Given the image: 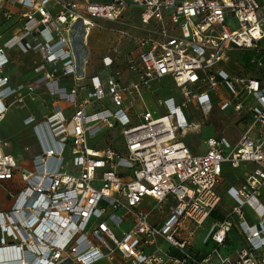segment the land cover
I'll return each instance as SVG.
<instances>
[{"label":"built area","instance_id":"obj_1","mask_svg":"<svg viewBox=\"0 0 264 264\" xmlns=\"http://www.w3.org/2000/svg\"><path fill=\"white\" fill-rule=\"evenodd\" d=\"M0 7L21 24L0 42V124L10 106L26 108L25 95L34 101L41 87L75 107L68 118L58 104L34 126L41 141L36 168L7 151L0 138V183L12 200L11 208L0 211V251L14 254L15 264H264V74L220 66L238 50L254 53L251 62L264 68V0H0ZM132 7L141 9L143 26H154L144 37L118 31V44L127 38L136 45L126 63L137 79L125 82L121 69L108 82L92 76L79 99L93 29L100 20H121ZM14 48L39 55L41 78L10 85L4 69ZM62 77L73 78L70 91L60 87ZM166 78L182 99L167 97L163 112L144 109L134 123V100ZM212 93L223 109H247L251 121L236 144L213 136L204 153H194L185 141L195 126L186 107L193 104L209 118ZM105 98L117 109L91 112ZM116 127L123 135L119 147L91 143ZM226 163L255 165L240 186L228 189L247 246L237 257L227 253L228 234L236 227L228 218L211 226L205 240L216 247L202 256L181 233L187 221L202 226L221 203ZM146 198L157 202L145 208ZM250 202L263 208L257 223L243 212Z\"/></svg>","mask_w":264,"mask_h":264},{"label":"crops","instance_id":"obj_2","mask_svg":"<svg viewBox=\"0 0 264 264\" xmlns=\"http://www.w3.org/2000/svg\"><path fill=\"white\" fill-rule=\"evenodd\" d=\"M140 12L141 9L138 7L129 8L125 12L121 20L117 22H110L105 20L99 21L98 26L93 29L94 32L92 31L91 33L92 38L90 35L89 40L90 39L91 40L90 42H88L89 61L86 67L87 79L79 83L84 88L83 91L80 92L79 94V99H83L84 96L86 95L85 93L86 88H91L92 76L95 75L99 76L103 82H108L112 73L116 71V69H121L124 73L125 82H131L137 79V76L128 70L126 63L127 55L132 51L137 52L135 43H133L131 40L127 38H123L121 39V42L118 44L117 40L119 39L118 31L120 29H126L137 37H144L153 30L154 28L153 25L143 26L141 24L139 19ZM246 52L248 51H243L242 55L245 54ZM13 62L14 61L11 60L10 64L7 65L5 69V75L9 76L10 85L12 86H16L20 83L30 84L43 76V73H40L36 70V66L39 62V59L34 66L25 65L23 63H17L16 61H15L16 62L15 65L12 66L11 64ZM245 66L246 68L244 72L243 71L241 72V74H245L252 77H259L261 76V74L262 75L264 74L261 71V69L257 68L256 65L254 68H251L248 65ZM231 69L232 67H230V70ZM160 83L162 84L159 85ZM74 84L75 82L72 77H62L59 82L60 87L66 89L67 91H70L74 87ZM171 84H172L171 79L168 78L163 79L162 81L157 82L153 86V89L151 91H145L141 98L138 97L136 100H134V106L130 114L132 121L134 123L140 122L139 113L143 112L144 109L147 108L151 110L159 109L156 108L155 106L153 95H156V97L159 99V104L163 108V110L160 109L159 110L163 112L165 110V107L161 105V102L167 97L178 96L175 94H171L169 92L170 89L168 91L165 88V87H169V85ZM161 91H164V96L160 94ZM220 91L222 96L227 95L226 93L227 91L224 88H221ZM48 94L50 96L51 101L49 103H46L47 99H45L44 97ZM34 95H36V100L34 101H32L27 94L25 95L26 100L28 102V106L26 108H21V109L25 110L26 115L19 123L15 124L14 127L16 128H14L13 126L9 127V129L6 128L9 134H5L2 131L1 126L2 123L6 120V116H5L4 120L0 124V133H3L4 135H14L16 132L25 130L27 132H30L32 135L34 134L36 136V139L34 137L33 139L38 140L37 134L34 129V126L36 125L35 123H39L46 120V118L52 113L54 106L58 104L61 105L65 111V115L68 118H70L71 115L73 114L75 107L70 103H68V101H66L65 98H61L57 95H53L50 92H48L47 87L39 88L38 90H36ZM212 98H213V103H217V104L222 103V100L218 96V93H212ZM181 99L178 98V100ZM129 103H130V97L126 100V105ZM104 107L117 109L114 106L112 100L106 98L102 102L96 103L91 108V112H95L97 109ZM187 113L189 120L192 121L189 111ZM32 116L34 117L35 123L33 122V120L27 122L26 119ZM200 123L201 122H198L197 124L195 123L193 130L199 128ZM23 127L25 128L23 129ZM108 131L111 130L105 129L102 132L103 133L105 132V135L109 136L112 134V132H108ZM100 134L96 139L99 140L101 138ZM0 138L7 141L8 144L10 143V141L7 140L6 136L5 137L0 136ZM207 139H205L204 142ZM98 140L94 139L93 141H91V143L92 144L96 143L98 145L104 146L103 143L99 144ZM119 145L120 143L118 144V146ZM6 150L14 153L11 149H9V145L8 147H6ZM206 150H207V146L205 147V151ZM192 151L194 152L193 149ZM14 154L18 156V154L16 153ZM254 168H255L254 163H245L240 168H233L229 163H226L223 168V175H222L221 183L219 185V190H220L219 192L222 197L221 203L212 211V213L210 214V216L202 226L195 228V226L191 224L189 221H187L184 224V230L181 233V236L188 237L191 243L193 244L195 251L198 252L200 255L202 256L207 255L214 249V247H216V242L213 241L212 239H209L208 241L205 240L206 236L210 231L211 226L214 225L215 223L222 222L228 218L235 223L236 227H234L233 230L228 234L227 253L232 255L233 257H237L238 253L244 247L247 246L246 238L243 235V233L240 232L238 227L240 221L239 214L233 212V207L235 206L236 202L229 195L228 189L232 186H236V187L240 186L246 180L249 173L254 170ZM154 204H156V202H153L151 198H146L144 201L145 208H148ZM11 206H12V200L7 195L4 185L0 183V211L8 210L9 208H11ZM243 212L245 213V216L249 223H257L261 219L263 208L261 207L258 208L256 202H250L243 207ZM14 256L15 255L12 253H6L5 251H0V262H2L3 264H15L14 262H16V260L12 259L14 258ZM93 264H110V262L108 260L107 261L102 260V261H97Z\"/></svg>","mask_w":264,"mask_h":264},{"label":"rangeland","instance_id":"obj_3","mask_svg":"<svg viewBox=\"0 0 264 264\" xmlns=\"http://www.w3.org/2000/svg\"><path fill=\"white\" fill-rule=\"evenodd\" d=\"M6 11L7 10L5 8L0 7V42L3 39L11 36L21 26L20 23H15L16 21L15 18L12 20L7 19L5 15ZM16 18L18 19V16H16ZM7 53L10 59L14 61L11 64L12 66H14L16 62L23 63L25 65L34 66L38 62V59H40L39 55L34 51L24 52L19 48H14L8 51ZM253 56L254 53L252 52L248 51L242 55V52L235 50L230 53L228 62H223L221 63L220 66L228 70H230V67H232L231 69L232 72L241 73L242 71L244 72L246 68L245 65H248L251 68L255 67L254 63L251 62ZM261 71L264 73V68L261 69ZM161 84L162 83H160L159 85ZM165 88L168 91L170 89L169 92L171 94L178 95L177 97L181 99L179 90L175 88L173 83L169 85V87H165ZM48 92H50L49 89ZM160 94L164 96V91H161ZM44 98L47 99L46 103H49L51 101L49 94L46 95ZM153 98L156 108L163 110V108L159 104V99L156 97V95H153ZM213 105L214 108L210 112L209 118L205 117V113L201 108L197 106H193V104L186 107V110L189 111L190 113L191 120L194 121L196 124L198 122H201L199 128L193 130L194 126L191 127L190 132H188V134L185 137L186 143H188V145L194 150V153L204 152L206 147L204 140L213 136L224 135L227 136L230 140H232V142L237 143L242 133L247 128L248 123L251 121V116L250 114L247 113V109L243 112H234L232 107L230 109H223L221 107V103L220 104L213 103ZM25 115H26L25 110L19 108V106L17 105H12L6 114V120L2 123L1 126L2 131L5 134H9L7 129H9V127L12 126L14 127L15 124L19 123L24 118ZM31 118H33L32 120L35 123L34 117L32 116ZM28 119H26V121H28ZM24 128L25 127H23V129ZM109 130L111 131L108 132H112L111 135L107 136L105 135V132L104 133L102 132L100 134L101 138L99 140L98 139L95 140H98L99 144L103 143L104 146L112 145L114 147H119L118 144L121 143V140L123 139L121 129L116 127ZM0 136L1 137L6 136L7 140L10 141L9 149H11L14 153L18 154V157H20V159L23 162H27L30 168L37 167L38 165L37 156L41 151V148L39 146L40 145L39 143L41 141L38 142V140H35L36 136L34 134L32 135L30 132L22 130L20 132H16L14 135H4L3 133H0ZM33 137L35 139H33ZM151 200L153 202H157L155 199H151ZM261 201L264 203V189H263V196L261 197ZM157 208L158 207H156L155 210H157ZM165 212H167V210L164 211V214ZM153 249H154L153 247H149L148 252H151ZM103 261H107V259H103Z\"/></svg>","mask_w":264,"mask_h":264},{"label":"trees","instance_id":"obj_4","mask_svg":"<svg viewBox=\"0 0 264 264\" xmlns=\"http://www.w3.org/2000/svg\"><path fill=\"white\" fill-rule=\"evenodd\" d=\"M8 19V18H7ZM9 20H12V19H9Z\"/></svg>","mask_w":264,"mask_h":264}]
</instances>
